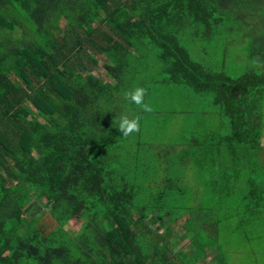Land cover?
<instances>
[{"label": "trees", "instance_id": "trees-1", "mask_svg": "<svg viewBox=\"0 0 264 264\" xmlns=\"http://www.w3.org/2000/svg\"><path fill=\"white\" fill-rule=\"evenodd\" d=\"M241 38L257 65L236 78L188 50L199 39L227 58ZM181 85L211 93L218 121L202 111L205 132L156 139L169 117L124 94L172 107L161 94ZM263 99L264 0H0V264H227L223 238L263 244L250 224L264 219ZM121 114L139 131L124 137ZM165 160L204 166L200 193L149 173Z\"/></svg>", "mask_w": 264, "mask_h": 264}, {"label": "rangeland", "instance_id": "rangeland-1", "mask_svg": "<svg viewBox=\"0 0 264 264\" xmlns=\"http://www.w3.org/2000/svg\"><path fill=\"white\" fill-rule=\"evenodd\" d=\"M239 44H236V46L234 45H230L229 48V52H231V54H229L227 56V58H224L222 52L217 55V53L219 52V50H217L216 48L210 46L209 43L203 41L202 43L198 40H195L190 47L188 48L190 54L192 55V58L197 61L198 63H207V62H211L213 61L214 63L216 62L218 64V66H221L220 63H225L227 64V68L231 70V72L233 73V76L236 78L238 75H241L243 72L245 71H249L253 68H256L257 62H255L254 60H252L251 58H249L248 56V47H249V41L248 40H244L243 38L240 39V41H238ZM243 43H247L246 48L243 47ZM250 47H255L254 45ZM207 50L208 53L206 54L204 52V50ZM156 64H159V62L156 61ZM216 68V67H215ZM183 88H178L176 90H180L182 93H172L171 95H169L167 93V91L162 92L161 95L170 98V96L173 99L172 103V113L169 114V116H171L170 121H168L169 123L167 124H163L162 127H159L157 129V138L156 139H169L170 143L171 140L175 137H181V136H186L188 137L187 139H183L185 142H187L188 140H190L193 136H195V132L197 131L198 133L201 132H205V130H201L199 132L198 128V123H200L201 121H203L204 115L202 114V111H207L208 113H211L210 118L211 120H216L218 121V116L219 114L216 112L218 111V107L217 105H215L212 102V99L214 98V96L211 93H201L198 94L196 93L192 88L187 87V86H183L181 85ZM189 95L191 98L189 99V102L191 103L190 106H192L193 109L188 108L187 110H191L190 112H192V114L188 115L187 117H183V112L181 113V107H184V101L183 98L185 96ZM164 99V98H163ZM159 105H160V109L164 106H171V103H166L163 100L159 101ZM263 106H264V99H263ZM180 111H178V110ZM163 119V116H162ZM188 119V120H187ZM198 120V123H195V120ZM187 120V121H185ZM190 120L193 121V123L190 124ZM204 120H206L207 122V118H205ZM217 123H213V125H216ZM262 135H263V139H264V127H263V131H262ZM152 135V132H149V137ZM147 142L145 144L150 145L152 144L151 142V138H146ZM262 139V140H263ZM134 141V140H133ZM166 141V140H164ZM264 142V140H263ZM131 142L129 140H127V144H130ZM201 144H203V141L201 142ZM136 144H132V150H134L135 152V147ZM192 146V145H191ZM190 147V146H189ZM193 148H188L189 150H194L196 148H194V146H192ZM254 151L256 149H253ZM176 151H181V150H176ZM264 154V148L262 149V153L261 156H263ZM148 159L152 160V157H148ZM167 161V162H166ZM253 164L254 165H258V163L260 162L259 157L257 156V158H252ZM164 163L161 162L157 163L156 161L150 162L148 163L149 166V173H151L154 177H159L160 179H163V177L165 178H173V179H177V181H175L172 189L174 193L179 191V188L183 190V193L185 194H191V193H195L203 187L202 183L204 181V172L206 171V168L204 166H199L197 161H193L190 160L188 161L187 165H181L179 162L174 161V162H169L168 160L163 161ZM203 169V170H202ZM170 176V177H169ZM160 183H162V180H159ZM163 184V183H162ZM178 185H180V187H178ZM164 185L162 186H158L155 188V190L152 191H160L162 189ZM182 187H185V189H183ZM197 188V189H196ZM178 193H182L181 190ZM196 194V193H195ZM212 194V193H211ZM178 197V196H177ZM179 198V197H178ZM181 199V198H180ZM179 199V200H180ZM174 200L173 202V206L177 207V213H175L174 216H177L178 213H182V214H187L189 217H193V213L194 211H192L191 213H189L187 210L182 211V207L183 205H187L188 207H194L193 204H191L192 202L198 205H196V211L199 208V205L201 203V201L203 200L200 197H197L194 199V201H191L190 204L186 203V202H182ZM197 200V201H196ZM48 208L44 207V206H40L38 205L36 202L31 206L28 207V210H33L32 214L33 216L35 214H39L41 211H47ZM222 209V213L224 212V207L221 206ZM232 210V209H231ZM189 213V214H188ZM221 213V214H222ZM192 214V215H190ZM252 215V213H249L248 215H243V219H249V217ZM32 216V217H33ZM50 218L49 215H47L44 219V221L48 220ZM183 220H187L185 217H183ZM227 220V219H226ZM224 221H222L223 224ZM28 224V219L25 223V226ZM226 224V223H225ZM250 224L252 225L251 227L255 228H259V230H261L262 232H264V219L259 221H251ZM72 226L76 227V229H80L81 227V222L80 221H72ZM232 237H227V240H225L224 238L222 239V243H223V247H227V250L225 252V262H227V264H264V243L260 244L259 246L257 245L255 240H247L246 238H236L233 242H231ZM192 240V239H190ZM262 241V240H261ZM191 242V241H190ZM202 259V257H201ZM202 261V260H201ZM200 261V262H201ZM208 264H215V263H211V262H207ZM202 264H206V262H203Z\"/></svg>", "mask_w": 264, "mask_h": 264}, {"label": "clouds", "instance_id": "clouds-1", "mask_svg": "<svg viewBox=\"0 0 264 264\" xmlns=\"http://www.w3.org/2000/svg\"><path fill=\"white\" fill-rule=\"evenodd\" d=\"M146 90L143 87H136L132 91L124 94L125 99L135 105L139 106L144 112H151L153 109L151 105L144 103V96ZM118 131L124 136L128 137L133 132L139 131V117L130 119L127 114H121L118 118Z\"/></svg>", "mask_w": 264, "mask_h": 264}, {"label": "crops", "instance_id": "crops-1", "mask_svg": "<svg viewBox=\"0 0 264 264\" xmlns=\"http://www.w3.org/2000/svg\"><path fill=\"white\" fill-rule=\"evenodd\" d=\"M154 113L153 114H156L157 116L159 115V117L161 118L163 116V120H166L168 117V121L170 120L171 116H169V114L172 113V107L171 106H164L160 109V105L152 108ZM263 148H264V142H263ZM263 157H264V154H263ZM253 162V161H252Z\"/></svg>", "mask_w": 264, "mask_h": 264}]
</instances>
